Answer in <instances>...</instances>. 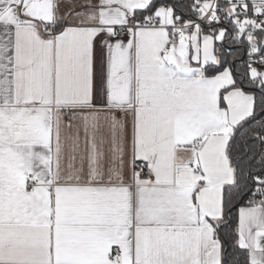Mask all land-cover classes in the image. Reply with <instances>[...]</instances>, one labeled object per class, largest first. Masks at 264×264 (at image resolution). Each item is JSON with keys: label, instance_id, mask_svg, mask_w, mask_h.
<instances>
[{"label": "snow or ice", "instance_id": "1", "mask_svg": "<svg viewBox=\"0 0 264 264\" xmlns=\"http://www.w3.org/2000/svg\"><path fill=\"white\" fill-rule=\"evenodd\" d=\"M0 264H264V0H0Z\"/></svg>", "mask_w": 264, "mask_h": 264}]
</instances>
